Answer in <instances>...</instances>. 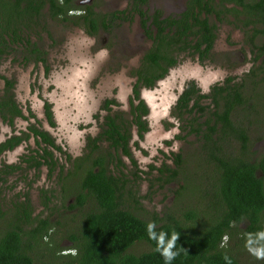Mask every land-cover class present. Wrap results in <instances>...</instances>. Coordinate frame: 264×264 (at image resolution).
Returning <instances> with one entry per match:
<instances>
[{"label":"trees","instance_id":"obj_1","mask_svg":"<svg viewBox=\"0 0 264 264\" xmlns=\"http://www.w3.org/2000/svg\"><path fill=\"white\" fill-rule=\"evenodd\" d=\"M147 2L128 0L122 9L102 12L94 9L93 3L76 4L75 0H0V59L19 50L25 62L45 61V49L31 39V29L39 23L44 7L50 17L81 26L90 34L137 15L143 34L150 40L138 64L130 70L134 79L127 108H116V99L105 98L99 130L86 135L81 154L72 156L47 129L34 122L0 141L1 155L33 136L35 153L23 156V160L35 168L45 164L49 173L59 166L57 178L62 190H72L74 197L68 205L83 206L88 199L95 202L94 208L84 212L77 232L67 234L74 251L68 248L57 253L50 264H166L156 251L157 241L162 247L167 245L173 232L180 235L176 241L179 255L171 264H236L225 246L220 245L221 236L230 228L235 213L264 205L263 177L256 175L257 169L264 171V156L263 163H257L256 151L253 156L249 151L246 126L233 119L240 111L248 115L251 107L246 105L243 79L236 81L232 75L214 83L208 92H202L194 80L187 81L172 107L185 135L194 133L199 137L200 158L214 166L215 190L209 198L212 209H206L200 227L194 220L186 223L173 217L166 222L158 223L157 218L149 221L125 205V194L133 196L127 189L130 177L125 171V159L137 167L131 138L134 134L142 138L149 128V106L140 96L143 87L153 86L182 54H194L200 60L208 58L220 22L240 27L253 48V59L261 57V62L245 75L260 69L264 72V0H186L178 12L167 14L158 7L150 11ZM70 8L76 9L74 13H68ZM258 35L263 37L260 43L255 42ZM0 77V119L13 125L17 117L28 115L15 98L14 79L1 73ZM43 107L47 122L53 125L50 104L46 101ZM28 114L33 116L30 109ZM234 139L239 141L238 153L231 150ZM55 151L64 155L67 165L59 161ZM174 156L175 167L164 164L171 178L176 177L182 161L180 153ZM5 167L0 169V180L18 165ZM196 216L193 211L187 213L189 219ZM16 219L0 234V264H37L27 252L33 244L22 240L25 231L19 223L31 220L29 204L18 206ZM149 223L156 225L155 239L149 238ZM47 224L42 219L29 229L30 239L37 241L42 232L46 233ZM136 241H145L150 248L138 253L128 251Z\"/></svg>","mask_w":264,"mask_h":264},{"label":"rangeland","instance_id":"obj_2","mask_svg":"<svg viewBox=\"0 0 264 264\" xmlns=\"http://www.w3.org/2000/svg\"><path fill=\"white\" fill-rule=\"evenodd\" d=\"M127 1L92 0V3L97 11L105 12L124 8ZM185 1L148 0L147 7L150 11L158 7L165 14L174 13L183 8ZM42 12L39 23L31 29V39L45 49V61L25 62L19 50L0 59V73L14 79L15 98L28 115L27 118L17 117L13 125L0 119V141L34 122L76 156L84 150L86 135L99 130L105 98L116 99V108H127L134 79L130 70L138 64L150 40L143 34L137 15L108 29L99 27L95 34H90L81 26L50 17L46 7ZM262 38L258 35L255 42L260 43ZM252 49L240 27L220 22L208 58L200 60L194 54H182L153 86L141 89L140 96L149 106V128L142 138L136 134L131 138L137 167L125 159V171H129L130 177L127 189L133 195L125 194V205L139 216L149 221L157 218L158 223L169 221L171 217L186 223L194 220L200 227L206 209H212L209 198L215 190L214 166L200 158L199 137L194 133L185 135L182 122L172 114L175 100L187 81L194 80L202 92H208L214 83H221L229 75L236 81L243 79L248 95L246 105L251 109L248 115L240 111L233 119L246 126L252 156L255 151L264 149V72L260 69L255 74L245 75L248 65L253 67L261 62V58L253 59ZM2 85L0 77V89ZM46 101L52 110L53 125L45 117ZM28 109L33 116H29ZM238 146L239 141L234 139L231 150L238 153ZM35 147L34 138L30 136L0 155V169L6 170V164L18 165L0 180V234L17 220L18 206L29 204L31 220L19 221L25 231L22 240L32 242L27 252L37 264H50L57 253L68 248L74 251L67 234L77 232L84 212L94 208L95 202L88 199L83 206L68 205L74 197L72 190H62L57 178L59 166L49 173L45 164L35 168L23 160V156L35 153ZM54 153L60 162L68 164L59 151ZM174 153H180L182 161L176 177L171 178L164 164L175 167ZM188 211L197 216L189 219ZM42 219L48 222L46 233L42 232L37 241L30 239L29 229ZM149 248V243L136 241L127 250L138 253Z\"/></svg>","mask_w":264,"mask_h":264},{"label":"flooded vegetation","instance_id":"obj_3","mask_svg":"<svg viewBox=\"0 0 264 264\" xmlns=\"http://www.w3.org/2000/svg\"><path fill=\"white\" fill-rule=\"evenodd\" d=\"M75 2L76 4H84L80 0H75ZM86 3H92V0ZM75 10V8H70L68 13L72 14ZM263 156L264 149L255 152V157L258 159L257 163H263L261 159ZM256 175L263 177L264 187V171L257 169ZM225 236L227 242L224 246L236 264H264V259H257L249 251V249H264V205L259 208L248 207L240 210L239 213H235L230 221V228L221 236L220 245L224 242Z\"/></svg>","mask_w":264,"mask_h":264},{"label":"clouds","instance_id":"obj_4","mask_svg":"<svg viewBox=\"0 0 264 264\" xmlns=\"http://www.w3.org/2000/svg\"><path fill=\"white\" fill-rule=\"evenodd\" d=\"M249 70L251 69V65H248ZM207 91V89H205ZM178 150V149H177ZM155 223H149L147 231L149 234L150 239H155ZM180 235L176 232H173L170 237V242L165 245L161 246L159 242L157 241V248L156 251L160 253V255L164 258L166 264H171L173 260L176 259V257L179 255V252L176 250V241L179 240ZM227 242V237H225L224 242L222 243V246H224ZM247 247V244H246ZM252 255H254L257 259H264V249L260 250H253L249 249Z\"/></svg>","mask_w":264,"mask_h":264},{"label":"water","instance_id":"obj_5","mask_svg":"<svg viewBox=\"0 0 264 264\" xmlns=\"http://www.w3.org/2000/svg\"><path fill=\"white\" fill-rule=\"evenodd\" d=\"M91 0H80L81 3L90 2Z\"/></svg>","mask_w":264,"mask_h":264}]
</instances>
